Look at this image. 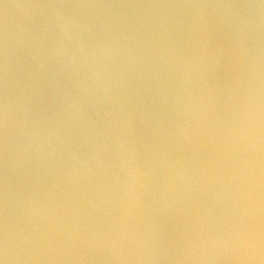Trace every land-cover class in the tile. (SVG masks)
<instances>
[{"label": "clouds", "instance_id": "9594fccd", "mask_svg": "<svg viewBox=\"0 0 264 264\" xmlns=\"http://www.w3.org/2000/svg\"><path fill=\"white\" fill-rule=\"evenodd\" d=\"M0 264H264V0H0Z\"/></svg>", "mask_w": 264, "mask_h": 264}]
</instances>
